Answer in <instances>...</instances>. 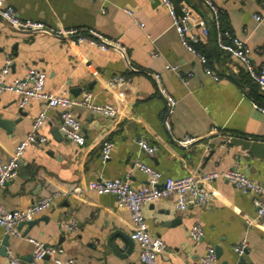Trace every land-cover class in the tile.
<instances>
[{
	"label": "crops",
	"instance_id": "obj_1",
	"mask_svg": "<svg viewBox=\"0 0 264 264\" xmlns=\"http://www.w3.org/2000/svg\"><path fill=\"white\" fill-rule=\"evenodd\" d=\"M174 1L189 3L196 18L209 17L203 0ZM261 1L214 0L221 10L223 27L247 41L256 65L264 63ZM8 2L22 18L50 27L95 29L122 48L104 51L42 32L16 31L0 19V70L10 57L13 65L9 80L35 67L46 72L48 91L66 90L69 96L80 97L89 90L97 103L113 104L121 111L118 117L109 118L83 106L73 107L86 137L85 144L79 146L60 130L61 109H49L40 129L47 143L26 150L18 175L5 186L0 200L7 209H25L43 196L62 193L75 184L84 191L56 197L51 208L32 219L35 225H24L20 237L10 235L5 253L1 248L7 234L0 227V264H13L12 257L19 259L17 264H30L33 245L26 237L62 249L57 256L64 261L73 259L74 264H142L139 244L131 237L134 225L129 210L119 206L113 194L87 190L93 180L127 175L134 188L142 187L148 177L136 167L137 160L156 168L164 178L235 168L264 184V147L254 152L234 141L235 137L264 141V92L238 60L217 47L213 34L195 44L208 57V66L221 76L218 82L207 76L199 58L183 47L162 0ZM125 9L145 26L141 27ZM256 14L261 15V21ZM166 64L179 65L182 73L194 75L184 84L165 68ZM156 73L177 100L171 131L163 123L168 102L157 88ZM118 75L127 79L124 88L109 86ZM19 103L20 96L15 93L0 96V155L5 160L45 107V102L32 100L19 113ZM186 137L195 140L181 145L179 141ZM140 139L157 145V152L149 155L143 151ZM106 141L114 146L111 158L103 163L101 149ZM208 189V203L185 211L177 209L174 195L144 205L150 232L165 242L159 264H189L199 260L210 246L220 249L214 264H264V222L257 219L253 194L222 179L210 183ZM261 198L264 200V195ZM72 220L77 222L75 229L63 228V223ZM197 222L204 228L200 241L190 236ZM116 232L126 235L132 246L119 235L110 242ZM243 239L248 247L239 257L234 247ZM45 264L56 263L53 257H47Z\"/></svg>",
	"mask_w": 264,
	"mask_h": 264
},
{
	"label": "built area",
	"instance_id": "obj_2",
	"mask_svg": "<svg viewBox=\"0 0 264 264\" xmlns=\"http://www.w3.org/2000/svg\"><path fill=\"white\" fill-rule=\"evenodd\" d=\"M102 1L106 3L108 0ZM162 3L169 11L172 25L179 36L181 44L199 58L207 76L217 82L221 80V76L208 66V57L200 53L194 44L203 37L207 38L213 34L217 47L238 60L244 66L250 79L264 92V63L256 65L252 57V49L247 41L235 36L231 29L223 27L221 10L214 0H204V4L209 12V17L207 18H196L194 9L185 1L179 4V8L175 6L172 0H162ZM261 7L264 10V0L261 1ZM125 11L135 18L131 10L125 9ZM255 18L259 21L262 20L259 14H256ZM0 19L4 20L16 31L29 33L42 32L65 38L72 44L86 43L104 51L113 48L122 50L117 42L109 40L95 29L50 27L41 21L22 18L19 16L17 9L8 0H0ZM135 20L141 27L145 26L137 18ZM154 56L158 57L159 53L155 52ZM12 65V59L7 57L3 68L0 70V96L5 92L19 95V105L22 109L27 107L32 100L45 102V107L38 113L32 124L31 131L18 143L11 157L5 160L0 155V197L5 186L18 175L26 150L30 146L43 147L47 143L48 139L40 132V129L47 120L50 108L56 107L61 109L60 130L66 139L79 146L85 144L86 137L80 119L71 110L73 107L83 106L92 112L109 118L118 117L121 111L119 106L97 103L93 93L89 90L83 91L80 97L69 96L66 90L60 93L48 91L46 88V72L35 67L29 68L24 76H16L9 80ZM165 68L175 73L184 84H187L189 79L194 75L193 72L182 73L179 65L166 64ZM154 78L159 92L168 102L167 108L163 113V123L166 129L171 131V115L175 110L177 100L163 85L159 73L154 74ZM126 81L125 76L118 75L110 80L109 86H119ZM261 110L264 113V108H261ZM193 140L195 139L186 137L180 140L179 143L187 146ZM138 143L140 148L149 155H154L158 150L157 145L150 144L146 139H140ZM113 146L114 143L112 141L104 143L101 149V160L103 163H106L111 158ZM135 165L148 177L147 183L142 187L134 188L129 182V175H127L125 178H100L93 180L88 183L87 190L94 191L100 195L113 194L117 198L118 205L126 207L129 210L134 225L131 237L139 244L140 261L142 264H159L158 256L165 249V242L150 232L144 215V205L152 203L155 200L174 195L177 209L185 211L191 206L208 203L211 197L208 185L213 181L222 179L232 183L244 193L253 194L257 219L264 222V200L261 198L264 195V184L259 183L239 169L197 172L185 177L164 178L159 170L141 160H137ZM83 191L84 189L80 185L75 184L62 193L54 192L45 195L25 209H7L0 200V227L4 229L6 234L20 237L21 230L19 229V225L23 222L31 221L37 214L51 208L56 197L68 194L81 195ZM251 223V220L248 219L247 224L250 225ZM62 226L67 230H73L76 228L77 222L76 220H72L63 223ZM190 236L193 240L200 241L204 236L202 224L198 222L194 223L190 229ZM26 239L33 245L30 264H45L47 257H53L56 264H74L73 259L64 261L57 256L60 252H63L62 249L46 245L34 237H26ZM247 247L248 242L246 239H243L234 249L239 257H241L246 252ZM216 259V248L210 246L199 260L191 261L189 264H214ZM11 262L17 264L19 259L12 257Z\"/></svg>",
	"mask_w": 264,
	"mask_h": 264
},
{
	"label": "water",
	"instance_id": "obj_3",
	"mask_svg": "<svg viewBox=\"0 0 264 264\" xmlns=\"http://www.w3.org/2000/svg\"><path fill=\"white\" fill-rule=\"evenodd\" d=\"M126 85V83H123L121 86L122 88H124ZM22 108L19 110V113H22ZM234 141L238 144H242L244 147H246L247 149H250L251 151H258L260 149H262L264 147V141L263 140H260V139H249V138H246V137H235L234 138ZM36 223V220H31V221H27V222H23L19 225V229L21 230L23 228L24 225H28L29 227L35 225ZM26 234V233H25ZM116 235H119L125 242H127L129 244V246L131 247L132 246V242L130 241V239L124 235L123 233L121 232H116V233H113L111 236H110V239L109 241L112 242L111 240H113L114 237H116ZM9 237L10 235L7 234L6 237L4 238L3 240V246L1 248V251L2 253H5L7 251V248L9 246ZM112 238V239H111ZM114 249L116 248L115 245H111ZM116 250V249H115ZM216 252H217V256L219 255L220 253V249L219 248H216ZM242 263L244 262L243 260L241 261Z\"/></svg>",
	"mask_w": 264,
	"mask_h": 264
},
{
	"label": "trees",
	"instance_id": "obj_4",
	"mask_svg": "<svg viewBox=\"0 0 264 264\" xmlns=\"http://www.w3.org/2000/svg\"><path fill=\"white\" fill-rule=\"evenodd\" d=\"M173 1V3L175 4V6L177 7V8H179V3H176L174 0H172ZM202 1V0H201ZM204 1V0H203ZM195 45V47L196 48H198V45L197 44H194Z\"/></svg>",
	"mask_w": 264,
	"mask_h": 264
}]
</instances>
